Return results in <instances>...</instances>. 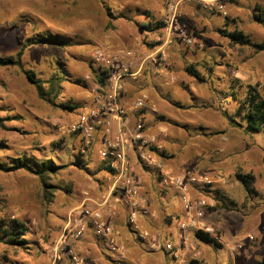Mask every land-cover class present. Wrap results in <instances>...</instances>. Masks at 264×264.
Segmentation results:
<instances>
[{"label":"rangeland","instance_id":"rangeland-1","mask_svg":"<svg viewBox=\"0 0 264 264\" xmlns=\"http://www.w3.org/2000/svg\"><path fill=\"white\" fill-rule=\"evenodd\" d=\"M261 11L264 0H0V57H13L22 45L47 35H58L66 43L65 47L32 45L23 57V67L38 79L61 78L55 106L38 97L18 67L0 66V164L9 166L11 159L26 156L52 159L61 166L49 177L48 188L33 172L0 169V221L19 220L28 228L24 247L0 243V264H52V245L60 240L69 212L82 202L83 191L93 186L97 191L87 192L95 199L108 193L102 189L100 148L94 146L81 155L80 138L62 128L92 104L91 55L102 46L135 52L137 71L146 61L139 76L128 82V94L132 99L147 96L148 107L155 108L156 113L147 116V129L162 147L164 166L175 174L213 181L206 188L194 187L196 195L213 203L207 221L221 238L225 232L219 223L234 231L243 226L252 233L254 247L264 245V129L247 130L238 112L249 86L264 99V51L235 44L220 33L240 31L253 43L264 42V25L254 17ZM169 14H176V27L193 39L192 44L177 36L166 44L163 18ZM158 21L163 24L158 31L140 27ZM69 104L76 109L64 108ZM237 173L255 176L253 196ZM144 175L145 196L163 223L161 228L147 229L167 237V224L176 225L182 216L180 197L153 171ZM152 186L154 191H149ZM217 191L228 202L226 207L217 201ZM169 212L173 217L167 223ZM127 229L132 240L119 243L124 257L101 245L91 257L93 264H182L163 251H148L128 222ZM195 242L200 255L193 261L231 264L226 244H204L197 238ZM154 253L163 262L151 260ZM254 260L259 261V255ZM60 264L72 263L65 257Z\"/></svg>","mask_w":264,"mask_h":264},{"label":"built area","instance_id":"built-area-1","mask_svg":"<svg viewBox=\"0 0 264 264\" xmlns=\"http://www.w3.org/2000/svg\"><path fill=\"white\" fill-rule=\"evenodd\" d=\"M219 9L224 10V6ZM163 23L166 26V44H172L174 36L187 44L194 42L183 29L176 27V14L167 15ZM149 58L158 65L159 61L154 56ZM135 59L136 54L132 50H115L109 46L99 47L91 55V65L98 75L105 76L104 83L95 78L92 104L62 128L80 138L81 155L88 154L94 146L100 148L98 156L108 169L106 175L110 186L101 199L83 192L82 202L67 216L60 240L50 253L52 264H60L65 257L72 264H89V253L78 254L72 247L74 242L84 239L88 231H93L111 251L124 257L114 233L119 203L126 209L130 231L148 251H163L172 259L186 264L187 260L193 261L200 255L195 242L197 233L208 235L215 243H223L217 229L207 221V211L213 203L194 191L195 185L206 188L213 181L208 177L197 179L190 173L175 174L164 166L162 147L147 129V116L156 110L148 107L147 96L132 99L128 94V82L139 76L146 62L140 63L137 71ZM147 170L153 171L163 185L171 186L180 197L182 216L178 218L177 229L170 238L162 237L143 224V219L151 220L157 216L143 194V174ZM250 238L253 239L252 236ZM244 250L245 244L237 243L230 253L234 256Z\"/></svg>","mask_w":264,"mask_h":264},{"label":"trees","instance_id":"trees-1","mask_svg":"<svg viewBox=\"0 0 264 264\" xmlns=\"http://www.w3.org/2000/svg\"><path fill=\"white\" fill-rule=\"evenodd\" d=\"M109 15L112 19H117L118 17L115 16L111 9L108 8ZM255 19L258 23L264 25V11H261L258 15L255 14ZM147 25L146 23H141L140 27L143 29H148L149 31H158L163 27L161 22H157L154 25ZM220 33L227 37L231 42L235 44H239L241 46H249L255 52L264 51V42L261 43H253L247 36H245L240 31H235L232 33H227L225 30H221ZM53 45L58 47H65L66 43L61 40V37L58 35H47L43 36L33 42H29L27 44L22 45L21 49L17 52V54L13 57L3 58L0 57V66H10V67H18L28 78V80L35 86L38 97L49 105L55 106V100L58 99L61 93V78L60 77H51L47 81L40 80L37 78V75L34 71L26 70L23 67V57L26 48L32 45ZM91 70L93 75L95 76L96 80L101 84L104 83V75L100 74L95 71L93 66L90 64ZM189 72L195 76L196 78L202 80L200 75L197 71H195L192 67H188ZM240 105L238 108L239 116L246 124V129L250 131L260 132L264 129V99L260 96L257 88L254 86H249L247 90V94L244 100L239 101ZM64 108L75 110L76 107L74 105H64ZM235 122V121H233ZM238 126H242L241 124H237ZM61 166L57 165L54 160L47 159L44 161H38L29 157H18L11 159V165L6 166L4 164H0V169L5 171H18V170H26L29 172L35 173L42 183L44 188H48V181L49 177L54 175ZM105 171H108L107 168L103 166ZM237 178L242 183L245 191L248 195L253 196L256 192L253 189V184L256 181V178L253 174H243L237 173ZM216 199L219 201L220 199L223 201L221 206L227 205L228 202L219 196L220 192L217 191ZM28 228L23 221L13 220L10 222L7 221H0V243L13 246V247H24L26 244L25 236L27 235ZM196 238L199 242L204 244H214V240H212L208 235L204 233H197ZM191 264H199L198 261H192ZM258 264H264V260L259 262Z\"/></svg>","mask_w":264,"mask_h":264},{"label":"crops","instance_id":"crops-1","mask_svg":"<svg viewBox=\"0 0 264 264\" xmlns=\"http://www.w3.org/2000/svg\"><path fill=\"white\" fill-rule=\"evenodd\" d=\"M135 80V79H132ZM131 82V80H130ZM130 96V95H129ZM92 103V102H91ZM103 168V165H102ZM105 177H104V185L102 186V189L105 191H108V187L110 186V183L108 181L107 175H106V171L103 169ZM147 177L143 174V194L146 195L145 191H148L147 189V184L145 183ZM153 188V189H152ZM152 188H150L149 191H154V186H152ZM100 189L98 188V191ZM85 191H91L90 193H92V191H97V189L95 190V188L93 186H91L88 190ZM83 191V192H85ZM94 195V194H93ZM92 195V196H93ZM147 198V196H145ZM83 200V196L82 199ZM118 205V204H117ZM120 209H118V215L116 218V221L114 222V233L116 236V240L118 243H124L127 242L128 239L132 240V238L127 235V222H126V218L127 217V213L126 209L122 206V204H119ZM152 206V205H150ZM152 208V207H151ZM153 211H155V209H153ZM70 213V212H69ZM157 213V212H156ZM69 215V214H68ZM173 216L169 214L166 215V219H167V223L171 222V218ZM143 224L145 226V228H150V229H155L159 226V228H161V225L163 223H160V217H158V214L156 216V218L154 219H147L146 220H142ZM174 221V220H173ZM66 222V220H65ZM175 222H173V224L168 223L167 225L169 226V234L166 238H170V234L174 235V232L176 231V227H177V223L176 225H174ZM221 224V225H219ZM218 226H220V228L225 232V236L222 237V244H226L227 246H229V250L234 248L235 245H237V243L239 244H245V250L243 252H237L236 255L232 256L230 253V261L231 264H258L259 262H261L262 260H264V254H261V251H263L264 245H256L254 247V237L252 235L251 232H249L248 230H246L245 227L241 226L240 228L237 229V231H234L232 228L230 229L229 226L225 225L224 223H219ZM65 225V223H64ZM63 225V227H64ZM166 225V226H167ZM171 225V227H170ZM173 225V227H172ZM253 237V239H251L250 237ZM100 241V242H99ZM56 243V242H55ZM101 243V244H100ZM101 245H103L104 250L105 248L108 249L106 247V243L105 241H103L102 239L98 238L96 235H94V233L92 231H88L87 235L85 236L84 239L74 242L72 247L74 248V250H76V252H78L81 255H84L86 253H89V264H93V259H91V257L93 258V254H95V252L97 251V249L99 247H101ZM142 245V244H141ZM144 246V245H143ZM52 247H54V244L52 245ZM159 253H154L153 256L150 258L151 260H155V261H160L163 262L160 256H157ZM259 255V261L256 262L255 256ZM168 257L170 258V256L168 255ZM100 264V263H97Z\"/></svg>","mask_w":264,"mask_h":264}]
</instances>
